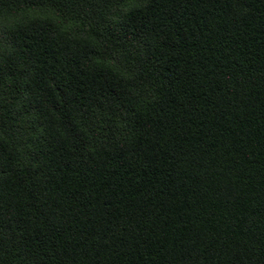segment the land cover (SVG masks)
Wrapping results in <instances>:
<instances>
[{"label":"trees","instance_id":"trees-1","mask_svg":"<svg viewBox=\"0 0 264 264\" xmlns=\"http://www.w3.org/2000/svg\"><path fill=\"white\" fill-rule=\"evenodd\" d=\"M0 264H264V0H0Z\"/></svg>","mask_w":264,"mask_h":264}]
</instances>
